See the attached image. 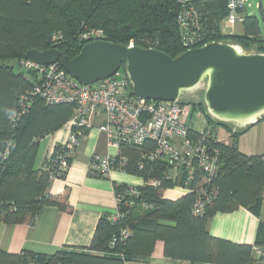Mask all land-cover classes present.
Returning a JSON list of instances; mask_svg holds the SVG:
<instances>
[{"label":"trees","instance_id":"trees-1","mask_svg":"<svg viewBox=\"0 0 264 264\" xmlns=\"http://www.w3.org/2000/svg\"><path fill=\"white\" fill-rule=\"evenodd\" d=\"M199 28L192 48L210 41H231L244 49L264 53V34L255 15L244 13L240 33H224L221 22L227 13L225 0H205L195 4ZM176 0H0V223L9 225L33 223L46 206L70 212L68 191L52 194L47 191L51 178H63L65 171L50 161L34 167L38 140L53 133L72 116V103L47 104L33 93L38 81L34 69L21 67L20 60L29 49L57 48L69 57L75 56L90 38L91 30H100L109 42L154 48L175 57L188 48L183 45L177 22ZM60 33L61 38L53 39ZM7 59H14L17 70ZM125 62L120 69L125 75ZM180 103H182L180 101ZM205 116L204 130L218 148L219 168L211 178L197 171L196 183L213 188V195L202 214L191 210L195 199L187 191L176 200L163 197V190L181 184L167 178L171 169L164 161L143 158V148L121 143L116 162L124 159V172L141 176L146 181L136 186L139 195L131 199L128 184L115 183L117 209L120 216H100L87 248L64 246L52 254L28 250L8 253L0 249V264H125L146 260L158 240L164 255L174 264H264V222L260 221L254 242L235 243L212 236L207 221L216 213L231 212L239 207L260 213L264 187V154L247 155L237 147L238 137L249 126L233 130L229 122L212 118L204 103H198ZM230 131L229 141H217L215 123ZM87 130L84 131V133ZM191 135L200 134L189 128ZM60 149L56 145L55 153ZM52 157V158H53ZM54 159V158H53ZM95 177H107L94 174ZM159 181L157 186L148 180ZM194 181V182H195ZM195 184V183H194ZM148 206V207H144ZM142 209L140 212L139 210ZM137 215V216H136ZM128 230L127 235L122 231Z\"/></svg>","mask_w":264,"mask_h":264},{"label":"built area","instance_id":"built-area-1","mask_svg":"<svg viewBox=\"0 0 264 264\" xmlns=\"http://www.w3.org/2000/svg\"><path fill=\"white\" fill-rule=\"evenodd\" d=\"M205 0H176L178 4L177 22L182 34L183 45L191 49L199 28V14L195 4ZM227 13L222 21L233 26L244 20L246 0H225ZM101 34L100 30H91L83 35L91 40ZM61 38L60 33L53 39ZM134 43L130 40L129 44ZM187 49V50H188ZM21 67L34 69L38 75L33 93L41 96L47 104L72 103L74 110L67 124L70 127L67 138L60 144V149L48 158L52 165L57 164L60 172L65 171L75 155L79 138L85 130L93 126L94 117L102 120L98 130L105 134L108 146L118 150L121 143L131 144L137 148L149 141L153 146L145 150L143 158L149 161H164L175 172L167 178L178 180L186 191H193L195 199L191 210L194 214H202L204 205L213 195V188L196 183L195 175L199 171L204 178L213 177L219 168L218 148L210 140V130H202L200 134L191 135L189 127L180 121L182 107L180 99L152 100L134 95L128 76L121 69L114 74L91 84H81L69 75L57 62L49 65L33 63L24 57L20 60ZM264 119V111L244 125L253 124ZM219 140L217 137L215 138ZM117 154L108 151L106 154H93L90 168L92 173L109 176L113 170L122 169L125 160L116 162ZM54 159H53V158ZM195 181V182H194ZM153 186L158 180L147 182ZM195 183V184H194ZM137 185L128 184L127 191L131 199L128 206L135 202L132 198L139 195ZM117 200V197H116ZM145 208L148 206H144ZM117 209L112 219L119 218ZM123 235L128 230L122 231ZM26 264H35L28 262Z\"/></svg>","mask_w":264,"mask_h":264},{"label":"crops","instance_id":"crops-1","mask_svg":"<svg viewBox=\"0 0 264 264\" xmlns=\"http://www.w3.org/2000/svg\"><path fill=\"white\" fill-rule=\"evenodd\" d=\"M101 120L100 117H94L93 126L80 136L75 155L69 162L65 176L51 178L48 182L49 193L59 194L68 191L71 211L66 212L55 206H46L33 223L14 225L0 223V249L8 253L28 250L52 254L64 246L87 248L100 216L108 213L112 217L117 211L114 184L141 186L146 183L141 176L119 170H113L109 176L101 178L88 174L93 154L103 155L108 151L113 154L118 153V150L108 146L105 134L98 130ZM254 125L255 123L248 125L235 123V128H231L240 130L252 126V129H257L256 131L259 132L260 124ZM69 130L70 127L66 122L53 133L38 140L34 158L35 168L42 167L48 161L56 145H60L67 138ZM248 131L247 129L238 137V149L247 155L264 154V142L251 143L249 140H243ZM227 141L229 139L224 142ZM169 170L170 174L175 173L172 169ZM186 193L187 191L180 184H176L172 188L164 189L163 197L176 200ZM261 196L259 215L242 206L231 212L216 213L207 221L208 232L214 237L235 243L254 242L258 224L260 221L264 222V187ZM139 211L141 212L142 209ZM125 264H174V262L164 255L163 242L158 240L151 256L146 260H131L126 261Z\"/></svg>","mask_w":264,"mask_h":264},{"label":"water","instance_id":"water-1","mask_svg":"<svg viewBox=\"0 0 264 264\" xmlns=\"http://www.w3.org/2000/svg\"><path fill=\"white\" fill-rule=\"evenodd\" d=\"M258 8L264 18L260 0ZM24 58L40 65L57 62L84 85L114 74L124 61L134 95L152 100H177L182 90L205 78L206 112L222 122L245 124L264 111V53L242 51L229 42L210 41L170 57L154 48L98 38L73 57L53 47L29 49Z\"/></svg>","mask_w":264,"mask_h":264},{"label":"rangeland","instance_id":"rangeland-1","mask_svg":"<svg viewBox=\"0 0 264 264\" xmlns=\"http://www.w3.org/2000/svg\"><path fill=\"white\" fill-rule=\"evenodd\" d=\"M262 4V8L264 9V0H260ZM258 2L259 0H246L245 3V9L244 12L247 15H255L258 20V26L262 33L264 34V18L261 17V14L259 12L258 8ZM221 30L224 33H240L243 30L242 23H237L233 26L227 25L224 21L221 22ZM225 42L232 43L231 41L227 40ZM129 44V43H128ZM235 44V43H232ZM240 50L242 51H253L256 52L255 49H244L239 44H235ZM7 63L13 64L14 68L17 70L20 66L14 59H7ZM206 88V79L204 78L201 80L194 88L188 89V90H182L179 95V99L182 102V112L180 115V121L184 123L189 128L195 130V131H202L205 128L206 121L205 116L201 109L198 107V103H203V94ZM230 127H234V122L228 123ZM260 124V125H258ZM216 129V137L221 140L225 141L229 139V135L231 131L224 125H220L217 122L214 124ZM255 125H258L260 131H256L257 129H252V126L248 128V133L243 137V140H249L252 142H264V119L258 121L255 123ZM254 125V126H255ZM254 128V127H253ZM258 135V138L256 136Z\"/></svg>","mask_w":264,"mask_h":264}]
</instances>
